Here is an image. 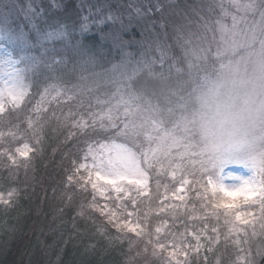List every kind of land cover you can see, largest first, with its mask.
Returning a JSON list of instances; mask_svg holds the SVG:
<instances>
[{
    "label": "snow or ice",
    "instance_id": "6c2138e0",
    "mask_svg": "<svg viewBox=\"0 0 264 264\" xmlns=\"http://www.w3.org/2000/svg\"><path fill=\"white\" fill-rule=\"evenodd\" d=\"M228 3L233 11L224 7V0H203L201 7L207 15L197 14V27L202 29L201 45L194 48L186 40L182 60L177 61L180 66L174 64L175 73L170 69L166 74L155 67L159 63L163 69V52L159 48V61L147 54L136 56L125 51L121 60L108 68L101 66L91 53L76 48L79 60L69 68L62 53L45 46L69 37L67 26L54 12L45 17L46 12L58 10L62 4L52 0L45 8L28 0L24 19L36 31L34 42L16 24L12 0H0V68L8 69L0 76V113H5L7 105L15 111L30 102L33 94H39L41 100L51 97L58 102L76 101L79 108L95 98L101 109L92 111V104L87 103L86 114L79 113L72 121L71 127L76 131H70L66 139L77 134L85 138L83 161L87 162L72 160L65 171L67 185L85 193L88 186L91 189V202L79 204L77 216H87V208L107 217V224L116 229L117 235L108 236L102 226H97L96 232L108 236L111 244L128 239L131 248L136 241L128 233L139 238L150 233L131 219L117 217L115 211L107 210V203L99 206L97 195L111 203L123 202L125 206L130 203L136 207L141 195H147L150 182L155 184L159 195L161 181L169 179L175 189L172 197L184 201L179 193L185 186L189 190L195 188L205 212L201 219L211 216L217 224L222 219L227 227L226 241L236 234L234 264H257L256 257H264V246L257 244L253 253L249 234L240 227L249 225L247 218L253 216L246 209L258 206L264 219V0H228ZM217 8L219 15L215 14ZM225 18H230V24L225 23ZM107 19L120 17L110 13ZM37 20H43L44 30ZM86 28L82 24L80 31ZM35 111L36 124L31 121L28 124L32 145L23 143L13 151L11 144L0 143V158L12 165L27 168L31 163L29 154L35 157L42 151L41 112L47 109L37 106ZM74 115L77 114L68 113ZM53 118L59 121L55 113ZM7 135L19 142L17 132ZM3 139L5 133L0 132V140ZM17 156L24 159L18 160ZM229 165L241 166L243 171L226 173ZM225 179L233 183L226 184ZM164 188L167 192L168 185ZM19 195L15 188L0 190V206L13 207ZM67 204L73 206L71 197ZM132 215L126 212L127 217ZM211 231L216 235L215 239L205 236L208 245H214L220 238L216 227ZM155 232L159 237L161 228L157 227ZM201 235L193 234L196 241L193 252L198 261L204 247L200 244ZM251 235L255 237L256 232ZM171 246L176 248L177 244ZM190 247L187 245L181 254L187 256ZM157 250H167L159 239L153 246V255ZM206 251L211 253L213 248L207 247ZM168 255L175 264H181L176 259L177 252ZM203 264H208L207 255Z\"/></svg>",
    "mask_w": 264,
    "mask_h": 264
},
{
    "label": "trees",
    "instance_id": "16d2710c",
    "mask_svg": "<svg viewBox=\"0 0 264 264\" xmlns=\"http://www.w3.org/2000/svg\"><path fill=\"white\" fill-rule=\"evenodd\" d=\"M202 3L203 0H174L171 4L165 3L163 9L170 8L173 11L172 14L179 17L176 19L177 24L189 21L197 26V14L207 15L201 7ZM41 5L48 8L51 4L43 1ZM75 8V1L69 0L64 3L62 9L45 14L49 16L54 12L56 18L67 26L70 42L56 41L49 49L62 53L69 68L79 60L74 51L76 48L91 53L101 66L108 68L120 61L125 51L132 52L136 56H142V53L148 54V51L152 53L153 50H150L145 41L149 38L148 35L157 37L161 33L162 26H157L153 22H144L142 29L152 28L149 32L145 31L146 34L132 27L120 33L115 40L108 37L104 41L102 35L109 29L110 23L101 29L93 27L91 33L80 34L81 17L78 11L74 10ZM215 14L219 15L218 8ZM158 16L155 15L156 18ZM226 20L230 19L225 18ZM166 37L164 36L165 42L169 43L166 49L168 48V52L172 53L173 42ZM128 41L133 43L126 45L125 42ZM159 60L157 58V61ZM172 61H177V57L164 60L163 69L159 63L155 67L158 71L163 70L167 74L168 69H171L169 64ZM32 92L35 93V89H32ZM42 101L39 94H33L30 102L23 104L15 111L9 107L6 108L5 113H0V132L6 134L5 139L9 141L8 144H11V147L18 143L20 147L26 140L30 143L34 141L32 135L31 137L25 134L23 136V133L27 128L28 112L33 106L41 105ZM48 101L51 104L48 112L42 111L41 115L44 118H41L44 125L41 136L42 151L33 157V166L27 170L22 167L16 168V165H12L10 161L3 158H1L3 162L0 160V182L2 181L5 185L11 183L8 188L14 186L20 193L13 207L5 209L0 206V244L7 245L5 251L0 250V264H125L128 239L111 244L106 236L98 235L97 226L106 228L108 236H116L117 232L115 228L107 224V217H102L98 212L94 213L86 208L87 216H77L80 210L79 204L87 205L90 197L88 194H81L77 188L74 189L66 183L68 173L65 170L71 167L72 160L78 163L83 162V151L86 149V145L82 142L85 139L83 136L77 134L75 137L66 139L70 131H76L71 124L78 115L68 116L67 113L73 108H79L77 102L75 101L73 105V102L65 103L51 99ZM87 103L92 104V110L99 108L95 104V98L86 101L85 108ZM58 105L61 106V110L56 112L55 106ZM100 110L99 108L98 111ZM53 113L59 117V121L53 118ZM23 117L26 119L25 122L22 121ZM16 122H20L18 132L22 134L18 136L17 133L19 142L12 141L7 136L8 132L15 131L13 128L16 127L14 125ZM11 175L16 176V179H11ZM3 189L8 190L4 187ZM69 197L72 198V207H68L67 204ZM175 221L180 223L178 228H181L183 220ZM136 249L145 255L149 253L148 249L145 252L140 245H137ZM130 264L138 263L133 261ZM188 264L196 263L190 260Z\"/></svg>",
    "mask_w": 264,
    "mask_h": 264
},
{
    "label": "rangeland",
    "instance_id": "374dc122",
    "mask_svg": "<svg viewBox=\"0 0 264 264\" xmlns=\"http://www.w3.org/2000/svg\"><path fill=\"white\" fill-rule=\"evenodd\" d=\"M43 1H47L50 4L52 3V0H33V3L42 4ZM66 1L57 0V3L64 5ZM73 1H75V6H76L74 10H77L81 17L80 28L82 24L87 25L85 31L81 32L79 29L80 34L91 33L93 32L91 30L93 27L97 29H101L103 28L104 25L106 27V25L110 23L109 29H107L103 33L102 38L104 39V41H106L108 37L112 38V40H115L120 33H124V31L131 29L132 27H136L137 30H140L141 33H145V31L149 32V30L151 31L152 28H149V30L146 27L142 29V26L144 25V22H153L157 26H162L160 30L161 33L157 37L148 35L149 38H147V41H145V43H147V46L150 47L151 51L153 50L152 53L148 51L147 55L150 57H154L156 60L157 58L161 59V51H162L164 60H166L167 58L177 57V61H181L182 51L185 47H187V45H185L184 43L186 40L191 41V47L198 48L201 45V41L199 40V37L201 36L202 33L201 28L197 27L196 25L194 26V24L189 21L187 23L184 22V24L183 23L177 24L176 19H179V17L176 14H172L173 11L170 8L163 9V5L165 3L171 4L174 2V0H73ZM12 3L16 6L13 10V17L15 19L16 24H18L19 27L29 35V37L31 36L30 38L35 42L36 31L32 28L29 22L26 19H24L27 10L28 0H12ZM158 6H162V10H158ZM224 7L229 11H233L231 5L228 3V0H224ZM137 10H139V14L137 13ZM110 13L113 16L120 17V19L117 20L107 19V16ZM52 14L53 13H51L49 16H51ZM155 15H159V16L156 18ZM45 17L48 16L45 15ZM226 21L225 23H229V24L231 22L230 20L227 22ZM36 23L39 25L41 30L45 29L46 25L44 24L43 20H37ZM152 33L153 32H151V34ZM164 36H167L166 37L167 40H172L173 42L172 53L168 52V48L166 49L167 46L169 47V43L168 41L165 42ZM163 39H164V44H163ZM66 41L70 42V38L68 37ZM132 43L133 42L131 41L125 42L126 45H131ZM52 44L53 43H49L46 44L45 46L49 49ZM158 48L161 51H157ZM143 55H145V53H142V56ZM177 61H172L169 64V67H171L173 73H175V67H173V65L175 64L176 67L180 66V64H178ZM168 70H170V68ZM7 71L8 69L0 68V76L6 74ZM50 99L51 97L44 99L41 105H36V107L39 106L41 109L48 110L49 106L51 105L50 102L48 101ZM100 99H103V96L100 97ZM74 104L75 101H73V105ZM22 105H20V107ZM9 107H11V105L6 106V108ZM36 107L33 106L31 110L28 112L27 128L25 129L26 132L24 133L22 132L23 136L24 134L30 137L32 135L31 130L28 128V124L29 121H31L34 125L36 124V117H37V113L35 111ZM55 110L56 112L60 111L61 106L60 105L55 106ZM98 110L99 108H94L92 111H98ZM71 112L76 113L78 115L79 113L86 112V108L85 107L83 109L73 108ZM22 121L25 122L26 119L23 117ZM42 122L43 121L41 120L40 123L42 124ZM14 125L20 126V122H16ZM13 130H15V132L17 131L18 136L22 135L20 132H18L17 127H14ZM0 142L4 144L7 143L5 145L7 146L9 141L7 139H3L0 140ZM24 143H29L30 145H32L34 141L30 143L28 140H26L24 141ZM16 147H19V143L13 144L12 150H15ZM29 158L31 160V163L27 168H24L22 165L19 166L16 165V168L22 167L23 169L28 170L30 167H32L34 159L31 153L29 154ZM17 159L23 160L24 158L22 157L20 158L19 156H17ZM83 162H87V161H83ZM242 171H243L242 167L237 165H229L228 168L226 169V173L242 172ZM10 177L11 179H16V176L11 175ZM188 179L191 180V177H189ZM8 181L10 180L8 179ZM224 182L226 184L233 183L231 179H225ZM165 184L168 185L167 192H165V188H164ZM8 185H5L1 181L0 190L5 191L3 187L9 190ZM177 187H179V185H177ZM11 188H15V187L13 186ZM77 190L81 194H88L90 197L89 203L91 202L92 195L90 194L91 192L90 186H88V193L82 192L78 188ZM173 191H175V189L172 187L169 179H163L161 181L159 195H157L156 193L155 184L153 182H150L149 189L147 190V195H141V197L137 201L136 207L131 206L130 203L127 206H125L123 202L111 203L108 200L101 198L97 195V203L99 206L102 207L105 203H107L108 204L107 210L115 211L117 217L131 219L133 223H139L141 229H143L144 232L150 233V235H146L143 238L136 237L135 233H128V237L136 241V243H134L131 246V248L129 242H127L128 252H127L126 261L128 262V264L132 263L133 261L137 262L138 264H175V261L172 260V258L168 255V253L170 252H177L176 259L179 260L181 264H185V261H187L188 264L190 260L194 261L196 264H203V257L205 255H207L208 257V264H217V260L220 261V264H234L236 260V256L234 254L235 246L233 245V240L236 239V234L233 233V235L229 237L228 240L226 241L225 233L227 232V227L223 225L222 219L219 222V224H217L215 218L211 216H208L206 219H201L202 217L205 216V212L201 208V202L196 195L195 188L189 190V186H185L184 191L182 193H179V195L184 196V201H179L176 200L174 197H172ZM132 194L135 195L134 190L132 191ZM168 197H172V198L168 199ZM172 208H174L175 210L174 211L170 210ZM161 209H163V211H161ZM90 210L93 211L94 213L98 212L92 209ZM246 211H251L253 213V216L247 218L250 222L249 225H240V227L248 232L251 242L253 244V253H255L257 244L264 246V228L261 227V225L264 224V219L261 218V212L258 206L250 209H246ZM126 212H132L133 215L131 217H127ZM98 214L100 213L98 212ZM183 216L185 217L184 219L182 218ZM177 219L183 220L181 228H178V225L180 223H177L175 221ZM157 227L161 228V233L159 237H157L155 232V229ZM213 227L217 228V231L220 233V238L219 241L216 242L214 245H208L207 241L205 240V236H212L213 239H215L216 234L212 233L211 231ZM253 231L256 232L255 237H252L251 235ZM113 232L115 233V231ZM194 233L195 234L203 233V235H201L200 244L204 245V247L200 249L199 261L197 260V257L193 252V249L196 246V241L193 238ZM240 236L242 238L243 233H241ZM106 237L108 238V236ZM173 237H175V239H173ZM157 239H159L160 242L166 244L167 250L164 252H160L159 250H157V253L153 255V246L155 245ZM149 240L152 241L151 244L147 243ZM181 240H183L184 243H180ZM173 243L177 244L176 248H173L171 246ZM137 245H140V247L142 246L143 250L145 249V247H147L149 253L145 255L142 251L136 249ZM147 245H149L150 247H148ZM187 245H191L192 247L187 248L188 254L187 256H185L181 254V250L185 249ZM207 247H212L213 251L211 253H208L206 251ZM6 249H7V245L0 244V250L5 251ZM256 261L257 264H264V257H256Z\"/></svg>",
    "mask_w": 264,
    "mask_h": 264
}]
</instances>
